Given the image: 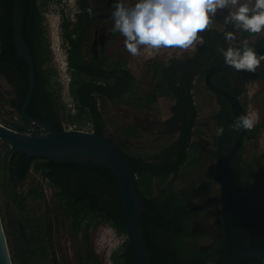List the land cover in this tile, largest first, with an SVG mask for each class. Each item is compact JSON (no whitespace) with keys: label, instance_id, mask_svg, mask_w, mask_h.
Returning a JSON list of instances; mask_svg holds the SVG:
<instances>
[{"label":"flooded vegetation","instance_id":"obj_1","mask_svg":"<svg viewBox=\"0 0 264 264\" xmlns=\"http://www.w3.org/2000/svg\"><path fill=\"white\" fill-rule=\"evenodd\" d=\"M75 2L78 10L75 19L69 21L73 41L65 42L64 48L66 70L71 76L68 91L70 99L75 100L77 111L80 106L88 113L92 130H102L103 133L106 122L102 112L107 105L115 108L114 117L120 122L116 128L119 132L114 138L106 137L111 138L126 152L137 167L151 175L153 193L149 198L157 206L166 207L173 219V226L153 230L152 235L158 244L169 248V240L174 233H185L188 245L199 248V252L191 258L169 250V257H164V262L223 264L226 243L221 215L220 169L225 151L233 143L236 131L230 128L234 120L231 107L220 92L207 86L205 75L212 64L223 60L218 49L228 46L218 27V24H223L224 15L217 13L212 29L201 33L205 41L203 45L180 51L181 55L164 61L150 56L142 59L143 64H139L135 60L140 57H133L128 53L124 38L112 31L111 14L118 0ZM123 2L131 6L137 0ZM89 7L93 11L91 16L87 11ZM224 27L225 30H232L231 26ZM237 36L238 39L254 36V41L250 42L254 46L264 43V32L256 35L241 32ZM70 59H77L82 71L70 66ZM133 66L136 67L135 71ZM247 73L229 66L212 75L217 84L234 94L246 115L247 86L250 79H256L249 78ZM3 75L7 86L14 93L12 100H19L18 75L9 66ZM74 79L77 82L73 86V93L70 86ZM145 81L146 85L141 86ZM95 86L101 89H96ZM60 93L58 89L52 90L51 94L41 88L36 90V97L42 106L40 114L47 119L42 120L54 128L64 126L61 116L64 106L61 105ZM122 104H126V107ZM259 122L260 120L257 121ZM220 126L225 129L223 136L216 134ZM254 128L246 131L239 149L232 156L233 193L249 200L254 209L251 219L247 204L239 200L233 202L239 245L264 244V226L261 228L264 224V153L257 152L254 143L249 145L258 136ZM36 172L53 188L51 199L54 203L55 194L62 190V186L70 190H82L71 172H63L66 174L65 180L59 182L44 176L39 170ZM162 176H165L164 182L161 181ZM135 177L138 176L135 174ZM7 178L13 187L24 184L27 180ZM32 189L44 194L41 182L36 183ZM160 193H163L162 199L159 197ZM55 213L54 225L45 215L40 218L39 225L32 228H35L32 232L40 241L36 245L43 246L44 253L50 252L58 227L59 213L57 210ZM96 222L95 219L94 223ZM26 230L28 229L25 228V232ZM85 250L84 244L83 255L80 256L83 264L87 260L84 258ZM37 252L44 255L41 251ZM54 260L57 263V259Z\"/></svg>","mask_w":264,"mask_h":264},{"label":"trees","instance_id":"obj_2","mask_svg":"<svg viewBox=\"0 0 264 264\" xmlns=\"http://www.w3.org/2000/svg\"><path fill=\"white\" fill-rule=\"evenodd\" d=\"M42 1L44 2L45 0ZM23 2L25 13L22 32L25 42L31 52L35 70L34 92L26 109V115L41 118L47 121V119L40 114L42 106L39 104L36 97V90L41 88L51 94L52 90H60V88H55L50 84L55 70L54 67L50 65L51 54L49 42L38 0H23ZM13 11L12 0H0V73L3 74L7 66L16 72L19 80V86L17 88L19 100L8 101V99L3 96V91L0 89V101L7 102L12 106L14 112L18 115L19 121L16 122L7 119L2 113V106L4 105L1 104L0 122L15 130L24 132L31 127H36V125L22 119L20 114V109L28 88L29 70L27 62L22 57H19L16 51L13 30ZM61 25L63 28L64 42L73 41L71 40V32L69 31V20L63 18ZM69 64L70 66L76 67L79 71H82V66L77 59H70ZM247 75H249V78H256L264 83V61H261V65L255 73L248 72ZM76 82L77 80L74 79L70 86V91L73 93L75 92L73 86ZM95 88L99 90L101 89L99 86H95ZM262 94L264 96V90ZM78 107L80 108L78 113L69 117L71 120L81 123L84 119L85 111L80 106ZM62 129V127L55 128L57 131H61ZM261 130H264V117L255 125L254 132L259 134ZM97 132L104 135L102 130H97ZM107 138L117 146L111 138ZM0 142L2 141L0 140ZM119 149L125 156L128 157L126 152H124L121 148ZM5 150L6 146L1 144L0 183L2 186L5 185L4 175H7L10 179H19L24 181L26 180L30 170H39L44 176H49L55 182L65 180L66 174L63 172L68 171L74 174L76 184L79 185L82 190H70L66 186H62V190L60 192H56L55 194V208L59 214L70 220V232L76 234L82 230L84 231V244L86 246L84 258H87L86 264H98V256L94 253V250L89 243V230L93 226L94 220L96 219L98 222L103 219H108L117 231L125 233L120 189L112 171L108 167L101 164L90 162L84 164L74 162L57 163L55 161L37 156H27L25 153L19 151H12L7 157L6 163H4L3 155ZM149 166L152 169L154 168L151 165ZM131 168L134 175L136 174L138 176L136 178L138 191L146 199L150 209V212L142 214L141 226L143 229L144 240L152 254L151 261L153 264H167L164 262V257H169V250H173L182 257L184 255L189 258L198 253V247L188 245L185 241V233L181 235L174 233L171 240H169V248L161 247L158 244L152 235L153 230H161L167 225L173 226V219L166 207L157 206L154 204L153 200L149 198L153 193L151 175H148L146 170L142 171L135 164H132ZM164 180L165 176H162L161 181L164 182ZM104 189H106V192L103 191ZM31 192L35 198L44 195L43 193L36 192L34 189H31ZM162 196L163 193H160L159 197L161 199ZM13 197L16 206L20 211V219H17L13 212L9 211L8 222L11 230L9 229V224L6 226V221L4 219L2 221L7 236H11L16 233L14 235V239L17 240V237L19 236H26L25 228L34 230L32 229L34 225H32L30 218L23 219L22 211L25 208L24 196L21 197L14 193ZM28 241V243L35 244L32 249L21 248L15 252L14 249L11 250V256L14 264H31L32 257L37 251L44 253L43 246L36 245V243L40 241L37 240L35 234H32ZM111 259L113 264H137L127 239L118 249H115L111 253ZM240 264H264V259L261 257H247L242 259Z\"/></svg>","mask_w":264,"mask_h":264},{"label":"water","instance_id":"obj_3","mask_svg":"<svg viewBox=\"0 0 264 264\" xmlns=\"http://www.w3.org/2000/svg\"><path fill=\"white\" fill-rule=\"evenodd\" d=\"M13 1V30L17 54L28 64V88L22 103L20 114L22 119L33 123L43 129L33 132L15 130L0 122V140L5 144L6 150L3 161L12 151L25 153L27 156H37L45 159L74 163H96L108 167L116 178L122 201V212L125 224V233L130 248L133 251L137 264H153L151 252L149 251L143 237L141 216L150 212L146 199L140 194L136 185V177L131 165L134 160L125 156L121 150L106 136L97 130L67 129L57 131L48 122L33 116L26 115V109L32 98L35 86V70L31 52L23 37L24 2ZM255 51L264 55V43L253 46ZM229 67L220 61L212 64L205 75L207 86L220 92L227 100L233 111L234 118L245 114L239 100L221 84H217L212 75L216 71ZM246 131L235 132L233 143L226 149L220 169V194L221 215L225 238V256L223 264H240L247 257H261L264 259V244L250 243L239 245L234 218L233 202L242 201L250 208L252 219L254 209L246 198L234 195L232 190V156L239 149ZM264 224L261 226V228ZM0 264H14L5 233L0 213Z\"/></svg>","mask_w":264,"mask_h":264},{"label":"rangeland","instance_id":"obj_4","mask_svg":"<svg viewBox=\"0 0 264 264\" xmlns=\"http://www.w3.org/2000/svg\"><path fill=\"white\" fill-rule=\"evenodd\" d=\"M38 3L41 7L49 42L51 54L50 65L53 66L55 70L50 84L55 88H60L61 105L64 106V108L62 107L61 109L62 122L65 125L76 123L81 127L83 126L87 129H92L90 126L91 121L90 118H88L87 112V114L84 112V119L81 123L73 121L69 117V115H76L78 111L75 106V100H71L68 94L71 76L66 70V58L64 54L66 44L63 40V28L61 23L63 18L68 19L70 22L75 19V14L78 10L77 4L75 0H45L44 2L38 0ZM218 13L225 16L227 15V10L218 11ZM218 27H221V24H218ZM254 39V36L250 37L249 41H254ZM141 54L143 55L138 56L140 59L137 58V60H135L139 64H143L142 59L150 57L143 50L141 51ZM177 55H181L178 50H161L159 53L151 57L158 59L159 61H164L169 57H176ZM135 68L136 67L133 66V71H135ZM146 83V81L141 83V86L144 87ZM247 87L248 97L246 103L248 115H252L256 118V121H259L264 117V96L262 94L264 89L263 83L256 79H250ZM0 89L3 91V96L8 99V101H11L14 93L12 89L7 86L4 75L1 73ZM126 98L129 99L128 96ZM105 105H107V100H105ZM0 106H2V113L7 119L16 122L19 121L17 113L14 112L10 104L0 101ZM122 106L126 107V104H122ZM114 110L115 108L113 106L107 105L105 111L102 112V116L106 122L104 135L113 138L119 132L116 128L120 125L119 120L114 117ZM251 143L255 144L257 152L260 151L261 153H264V131L261 130L257 138L250 141L249 145ZM1 144L4 143L0 142V145ZM247 152L250 153L249 148H247ZM4 182V186L0 183V213L2 220L4 219L6 221V226L9 224V211L14 212L16 218L20 219L19 209L16 206L13 197L14 193L19 194L21 197L24 196L25 208L22 211L23 219L30 218L32 225L36 228L41 221L40 218L46 215L51 219V223L54 225L56 208L54 201L51 199L53 188L41 178L39 172L30 170L26 182L21 185L17 184L16 187L11 185L9 179L5 175ZM38 182H41L43 185L45 197L43 196V198L37 199L32 194L31 189L34 188ZM15 190L19 192H15ZM105 190L106 189L103 191ZM58 219V227H56L53 236V244L50 245V252L46 251L44 255L36 252L32 257L31 264H83L80 256L83 255L84 232L74 235L69 230V219L63 217L61 214L58 215ZM9 229L11 230L10 224ZM25 233V237L19 236L17 237V240L14 239L15 234H12L11 236H7L6 234L10 251L14 249L15 252L21 248L32 249L35 246L33 243H28L29 241L27 240V238L33 234L32 230L28 229ZM89 239L94 253L99 257V264H113L111 253L121 246V244L127 239V236L126 233L117 231L110 220L103 219L94 223L90 228ZM52 251H54V254ZM55 258L57 259V263L54 260Z\"/></svg>","mask_w":264,"mask_h":264},{"label":"clouds","instance_id":"obj_5","mask_svg":"<svg viewBox=\"0 0 264 264\" xmlns=\"http://www.w3.org/2000/svg\"><path fill=\"white\" fill-rule=\"evenodd\" d=\"M227 10L223 32L227 47L218 52L226 65L237 71L255 73L264 61L249 39H238L237 33L251 35L264 32V0H137L126 5L118 0L112 12V31L123 38L124 46L133 57L143 50L154 56L161 50L188 51L205 43L201 33L210 31L218 11ZM93 15L92 8L87 9ZM232 30H225L224 26ZM256 118L241 114L234 118L233 131H248L254 128ZM225 129L216 130L223 136Z\"/></svg>","mask_w":264,"mask_h":264},{"label":"built area","instance_id":"obj_6","mask_svg":"<svg viewBox=\"0 0 264 264\" xmlns=\"http://www.w3.org/2000/svg\"><path fill=\"white\" fill-rule=\"evenodd\" d=\"M83 127V126H82ZM81 126L77 125L76 123H73V124H67L63 126V129L62 130H67V129H79V130H88V131H91L92 129H87L85 127L82 128ZM36 130H39V131H42L43 132V129L40 128L39 126H36V127H31L29 129H27L26 131L24 132H33V131H36Z\"/></svg>","mask_w":264,"mask_h":264}]
</instances>
